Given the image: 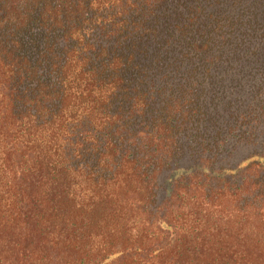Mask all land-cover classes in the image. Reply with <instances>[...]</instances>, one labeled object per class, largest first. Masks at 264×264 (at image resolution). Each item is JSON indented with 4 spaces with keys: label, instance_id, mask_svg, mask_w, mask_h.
Wrapping results in <instances>:
<instances>
[{
    "label": "trees",
    "instance_id": "1",
    "mask_svg": "<svg viewBox=\"0 0 264 264\" xmlns=\"http://www.w3.org/2000/svg\"><path fill=\"white\" fill-rule=\"evenodd\" d=\"M0 264H264V0H0Z\"/></svg>",
    "mask_w": 264,
    "mask_h": 264
},
{
    "label": "rangeland",
    "instance_id": "2",
    "mask_svg": "<svg viewBox=\"0 0 264 264\" xmlns=\"http://www.w3.org/2000/svg\"><path fill=\"white\" fill-rule=\"evenodd\" d=\"M177 173H178V172H173L172 175H173V176H174V175H177Z\"/></svg>",
    "mask_w": 264,
    "mask_h": 264
}]
</instances>
